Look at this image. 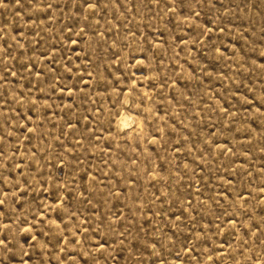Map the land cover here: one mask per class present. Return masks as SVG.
Returning <instances> with one entry per match:
<instances>
[{
  "label": "rangeland",
  "instance_id": "obj_1",
  "mask_svg": "<svg viewBox=\"0 0 264 264\" xmlns=\"http://www.w3.org/2000/svg\"><path fill=\"white\" fill-rule=\"evenodd\" d=\"M0 264H264V0H0Z\"/></svg>",
  "mask_w": 264,
  "mask_h": 264
}]
</instances>
